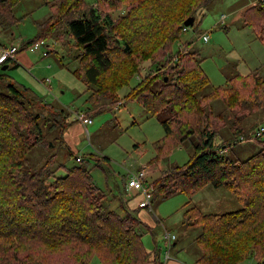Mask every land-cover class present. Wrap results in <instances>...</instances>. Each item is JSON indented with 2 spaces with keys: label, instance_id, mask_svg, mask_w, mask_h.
<instances>
[{
  "label": "trees",
  "instance_id": "1",
  "mask_svg": "<svg viewBox=\"0 0 264 264\" xmlns=\"http://www.w3.org/2000/svg\"><path fill=\"white\" fill-rule=\"evenodd\" d=\"M20 1L0 0L3 30L17 25L13 9ZM212 1L53 0L46 3L49 16L36 23L38 33L18 52L48 41L68 47L71 39L77 50L73 75L86 87V103L96 108L85 111L87 118L132 102L159 120L164 137L153 144L155 156L148 165L158 166L194 137L191 159L148 184L150 203L175 195L188 199L182 224L201 229L194 239L201 249L196 264L251 259L264 264V142L244 161L224 159L215 147L228 124L239 136L243 122L264 109V77L259 70L237 74L201 95L209 83L203 60L191 50L192 42L179 41L189 30L199 34L196 17ZM188 18H194L192 27L184 25ZM244 22L264 46V3L247 10ZM177 41L181 44L173 54ZM145 64L155 69L141 73ZM136 75L139 82L121 102L118 92ZM0 82L5 84L0 86V264H90L94 258L99 264H160L158 249L146 250L135 214L124 203L122 213L105 209V194L89 169L80 164L50 171L51 156L38 171L24 170L27 155L42 142L43 116L33 113L32 105L55 115L52 122L46 120L52 127L43 124L48 132L64 130L67 113H54L50 104L9 78L0 75ZM217 101L223 109L215 113ZM261 124L264 128V118ZM59 169L64 175L56 177ZM209 186L224 188L241 208L209 214L191 206V199Z\"/></svg>",
  "mask_w": 264,
  "mask_h": 264
},
{
  "label": "rangeland",
  "instance_id": "2",
  "mask_svg": "<svg viewBox=\"0 0 264 264\" xmlns=\"http://www.w3.org/2000/svg\"><path fill=\"white\" fill-rule=\"evenodd\" d=\"M259 1L264 3V0H213L196 17L195 25H199V34L191 30L182 34L179 41L192 42L191 50L198 52L203 60L201 68L209 83L201 95L224 85L226 80L237 74L247 75L251 71L259 70L260 75L264 77V67H258L264 63V46L244 22L245 12L257 6ZM38 3L39 0H21L14 7V16L19 20L17 25L4 30L0 26V41L5 38L4 45H8L11 37L7 36L11 32L14 33V41L35 37L38 33L36 23L49 16L48 8L39 6ZM204 34L209 38L207 43L202 42L201 36ZM66 41L69 43L68 47L59 42L55 44L48 41L34 50L31 53L34 56V71L24 73L21 68L13 69L12 64L2 71L3 65H0V74L15 75L19 85L29 89L43 104H50L54 113L57 110L67 113L63 121L66 128H56L55 131L48 132L49 129L47 131L43 124L48 128L52 127V123H47L46 120L52 122L55 115L52 112L47 113L36 104L32 105L33 113L43 116V122L40 121L42 142L27 155L24 170L28 173L38 171L51 156L54 160L49 167L50 171L60 166L70 168L81 164L90 170L94 184L105 194V209L122 213L121 206L125 200L123 184L130 175L143 170L145 182L150 184L163 172L182 167L191 159L196 139L192 137L175 147L170 155L156 166L148 163L155 156L153 144L164 137V131L159 120L148 115L136 103H120V109L118 105L114 110L94 115L91 117L92 123L86 128L83 127L78 116H86L85 111H93L96 108L86 103V87L73 75V70L77 67V50L73 47L71 39ZM179 41L172 47L173 54L178 51L181 44ZM154 69L155 67L145 64L141 73ZM44 79H48L49 83L41 81ZM138 82L139 80L133 78L129 87H124L118 92L121 102L129 89ZM0 86L4 88V82H0ZM212 109L215 113L220 112L223 105L217 101L212 104ZM263 118L264 109L252 114L243 122V132L236 137L232 135L228 124L215 138V147L221 148L220 156L231 161H244L259 152L261 142H264V133L259 137H256V134L263 128ZM70 153H74L72 157ZM74 156L86 162L78 163ZM63 175L64 171L59 169L55 176ZM187 200L184 195H175L153 201L151 211L139 210L146 218L147 225L141 223L137 230L143 236V244L149 253L159 249L162 254L165 252L162 256V260H165L166 247L164 250L162 235L167 231L176 236L177 241L172 244L168 254V264L171 261L178 264H196L197 259L201 257V249L192 241L201 233L200 227H185L181 223ZM190 203L201 212L209 214H224L241 208L224 188L214 189L210 186L195 195ZM135 216L137 217V214ZM90 264H99V261L94 258ZM239 264L256 262L251 259L243 260Z\"/></svg>",
  "mask_w": 264,
  "mask_h": 264
},
{
  "label": "built area",
  "instance_id": "3",
  "mask_svg": "<svg viewBox=\"0 0 264 264\" xmlns=\"http://www.w3.org/2000/svg\"><path fill=\"white\" fill-rule=\"evenodd\" d=\"M188 28H183V32H187ZM202 42L207 43L209 41V38L207 35L201 36ZM42 45H44L43 42L36 43L33 46H31L28 50L34 51L39 49ZM19 44L11 46L9 48H0V65H5L8 62H13L16 59V54L19 51ZM135 78L137 80L140 79L139 75H136ZM48 82V80H46ZM121 105H119L120 107ZM79 121L81 122L82 126L86 128L87 125H90L92 123L90 118H87L84 115L78 116ZM264 132V128H260L256 134V137H259ZM81 158H78L77 161H80ZM126 187L128 190H135L138 192L139 195L142 196L143 200L139 203L138 207L141 209H147L151 211V196H150V188L148 184L145 182V172L143 170H139L136 173H133L130 175V177L127 179ZM164 245L166 247V258H168V254L170 251V248L172 244L177 240L176 236L164 231V234L162 235ZM165 258V259H166ZM167 260V259H166Z\"/></svg>",
  "mask_w": 264,
  "mask_h": 264
},
{
  "label": "crops",
  "instance_id": "4",
  "mask_svg": "<svg viewBox=\"0 0 264 264\" xmlns=\"http://www.w3.org/2000/svg\"><path fill=\"white\" fill-rule=\"evenodd\" d=\"M51 1H53V0H51ZM48 2H50V1H46V0H39V6H46V3H48ZM47 8H48V6H46ZM48 10H49V8H48ZM43 22V21H42ZM37 23H41V22H37ZM36 27H37V25H36ZM38 29V28H37ZM0 32H1V30H0ZM9 37H11V38H9ZM13 37H14V33H10L8 36H7V38H9V43H8V45L6 46V45H4V43L3 42H5V38H3L4 40L3 41H0L1 43H0V48H8V47H11V46H13V45H15V44H20L19 46H21V43L23 42V41H26V40H28V39H23V38H19V39H16L15 41H14V39H13ZM11 39V40H10ZM18 40V41H17ZM8 42V41H7ZM19 49H20V47H19ZM33 51H30V50H28V49H26V50H23V51H21V52H18L17 54H16V59L13 61V62H11V63H8V64H5V65H3L2 67H1V70L3 71V69L2 68H4L5 67V69H8L9 68V66H10V64H12V66H13V69H17V68H21L22 69V71L24 72V73H26V72H29L30 70H32V71H34V69H35V66L33 67V63H32V59H34V56L31 54ZM48 54V52H46V55ZM258 67L260 68V67H264V63H261L260 65H258ZM0 75H2V76H4V78H9L10 80H12L13 82H18V81H16V77H15V75H11V76H8V75H5V74H0ZM46 80H48V79H44V80H41L42 82H44L45 83V81ZM44 83H41L42 85H45ZM46 83H49V81L48 82H46ZM17 84H20L19 82L17 83ZM45 86H47V84L45 85ZM66 139V138H65ZM123 187H124V194H125V200H124V205H125V207H126V209L128 210V211H130V212H132L133 214H137V217L139 216V214H140V212H139V210H142L143 211V209H139L138 208V203L142 200V197L138 194V192L137 191H135V190H128L127 189V187H126V182H124V184H123ZM151 209H152V207H151ZM138 219L140 220V222H142L143 224H145V225H147L145 222H147V221H145L146 220V218L145 217H143V215L142 214H140V217H138ZM182 220H183V215H182ZM183 221H181V223H182ZM162 223V222H161ZM182 226V225H181ZM196 238V237H195ZM195 238H193L192 239V241H194V239ZM177 241V240H176ZM175 241V242H176ZM162 243H163V245H164V242H163V238H162ZM172 247V246H171ZM164 248V250H165V246L163 247ZM170 250H171V248H170ZM158 252H159V257H160V259H159V261H160V264H166L167 262H168V260H169V255H168V259L166 260H162L163 258H162V256H163V254L165 253H161V251L158 249L157 250ZM158 252H156V253H158ZM169 253H170V251H169ZM161 260H162V262H161ZM168 264V263H167ZM169 264H178V263H176V262H174V261H171V262H169Z\"/></svg>",
  "mask_w": 264,
  "mask_h": 264
},
{
  "label": "water",
  "instance_id": "5",
  "mask_svg": "<svg viewBox=\"0 0 264 264\" xmlns=\"http://www.w3.org/2000/svg\"><path fill=\"white\" fill-rule=\"evenodd\" d=\"M194 24V18H188L185 22H184V25L186 27H192ZM3 70H5V67L2 68ZM167 81V79L165 78V82Z\"/></svg>",
  "mask_w": 264,
  "mask_h": 264
}]
</instances>
